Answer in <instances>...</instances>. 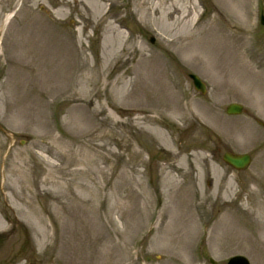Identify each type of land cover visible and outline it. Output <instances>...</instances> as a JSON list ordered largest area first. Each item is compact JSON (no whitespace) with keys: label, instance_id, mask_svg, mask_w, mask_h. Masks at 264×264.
<instances>
[{"label":"rangeland","instance_id":"1","mask_svg":"<svg viewBox=\"0 0 264 264\" xmlns=\"http://www.w3.org/2000/svg\"><path fill=\"white\" fill-rule=\"evenodd\" d=\"M260 13L0 0V264H264Z\"/></svg>","mask_w":264,"mask_h":264},{"label":"water","instance_id":"2","mask_svg":"<svg viewBox=\"0 0 264 264\" xmlns=\"http://www.w3.org/2000/svg\"><path fill=\"white\" fill-rule=\"evenodd\" d=\"M261 22L264 24L263 16H261ZM150 41L152 42L153 38H151ZM188 76L191 78L194 88L204 94L206 92V84L204 81H202L201 78L194 73H189ZM242 110V104L236 102L229 103L225 108V111L228 114H240ZM251 158V155L247 152L236 153L232 151H225L222 156L223 161L235 170L246 169L251 163ZM210 261L215 264L214 261ZM226 264H250V261L243 255H233L227 260Z\"/></svg>","mask_w":264,"mask_h":264},{"label":"bare ground","instance_id":"3","mask_svg":"<svg viewBox=\"0 0 264 264\" xmlns=\"http://www.w3.org/2000/svg\"><path fill=\"white\" fill-rule=\"evenodd\" d=\"M182 9V11L183 12H186V13H189V11H190V9L187 7V6H183L182 8H178L177 6H175L171 11H170V13L168 14V16H173V13L174 12H178L179 10H181ZM11 14L12 13H8V14H6L5 15V17H4V19H3V24H5L6 22H7V20L11 17ZM261 23V22H260ZM174 180L173 179H171V181H170V183L171 182H173ZM0 225H1V223H0Z\"/></svg>","mask_w":264,"mask_h":264}]
</instances>
